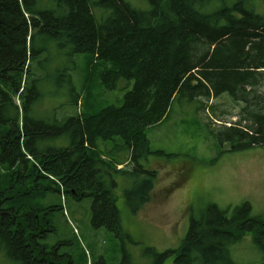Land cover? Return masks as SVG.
Returning a JSON list of instances; mask_svg holds the SVG:
<instances>
[{"label": "trees", "instance_id": "trees-1", "mask_svg": "<svg viewBox=\"0 0 264 264\" xmlns=\"http://www.w3.org/2000/svg\"><path fill=\"white\" fill-rule=\"evenodd\" d=\"M144 1L135 7L127 0H0V252L9 262L88 264L64 250L71 243L49 244L60 193L67 201L92 198V225L128 239L114 196L116 174L133 183L124 197L137 213L157 178L142 164L153 153L147 131L168 118L176 99L194 104L229 96L243 105L241 117L215 137L230 152L264 149V15L250 8L253 0ZM53 42L84 55L87 65L81 86H70L78 113L43 127L28 113L36 102L26 98L38 87L35 62ZM123 81L132 84L123 105L99 103L97 89L114 91ZM61 140L68 146L54 145ZM101 142L130 158L104 156ZM124 164L132 168L118 169ZM248 233L264 255V215H252L249 203L209 204L178 248H147L145 255L148 264L173 256L172 264H236L231 247ZM120 252L121 259L92 262L140 264Z\"/></svg>", "mask_w": 264, "mask_h": 264}, {"label": "rangeland", "instance_id": "rangeland-1", "mask_svg": "<svg viewBox=\"0 0 264 264\" xmlns=\"http://www.w3.org/2000/svg\"><path fill=\"white\" fill-rule=\"evenodd\" d=\"M135 7L144 0H127ZM142 5V7H144ZM250 8L264 15V0H253ZM85 61V62H84ZM84 55H71L70 47L51 43L48 53L39 56L33 67L38 87L28 93L26 100L36 103L29 107V115L41 126H53L69 115H75L80 105L73 106L70 86L84 82ZM63 66L70 68L64 71ZM70 75V77H69ZM70 78V81H69ZM132 84L121 82L114 91L96 90L100 104L121 106ZM16 104H21L18 98ZM243 105L236 104L227 95L212 97L190 104L176 99L171 104L168 118L147 131L152 154L142 164L145 169L157 171L151 200L137 213L126 205L124 191L133 183L124 175L116 174L118 187L114 190L124 232L129 236L124 242L103 228L92 225V198L57 200L55 213L56 235L49 244L69 242L71 249L64 250L84 256L88 264L97 257L121 259L123 248L136 263L148 264L147 248L158 252L176 249L186 237L193 217H198L209 204L221 209H235L249 203L252 215H264V149L254 148L230 152V145L221 143L214 133L237 123ZM235 120V121H234ZM121 139L116 143L120 144ZM67 141H57V147L68 146ZM105 156L115 152L120 160L130 158L129 153L113 149L112 143H100ZM164 152L170 155H158ZM119 156V157H118ZM112 157V156H111ZM129 170L132 165L118 166ZM56 237V238H55ZM231 257L236 264H264V255L255 247L253 234L231 247ZM174 256L166 264H172ZM95 263V261H94ZM0 264H13L0 252Z\"/></svg>", "mask_w": 264, "mask_h": 264}, {"label": "water", "instance_id": "water-1", "mask_svg": "<svg viewBox=\"0 0 264 264\" xmlns=\"http://www.w3.org/2000/svg\"><path fill=\"white\" fill-rule=\"evenodd\" d=\"M1 22H2V21H1V14H0V27H1Z\"/></svg>", "mask_w": 264, "mask_h": 264}, {"label": "bare ground", "instance_id": "bare-ground-1", "mask_svg": "<svg viewBox=\"0 0 264 264\" xmlns=\"http://www.w3.org/2000/svg\"><path fill=\"white\" fill-rule=\"evenodd\" d=\"M251 114V113H250ZM235 121V120H234ZM103 180V179H102ZM104 181V180H103ZM52 182V181H51ZM90 192V191H89ZM49 193H51V191L49 192ZM116 206V205H115ZM48 215H50V214H48ZM231 216V215H230Z\"/></svg>", "mask_w": 264, "mask_h": 264}]
</instances>
